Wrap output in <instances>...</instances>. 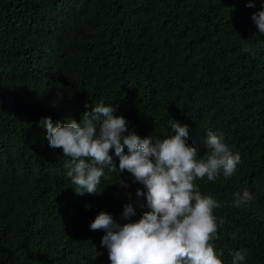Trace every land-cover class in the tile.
<instances>
[{
	"label": "trees",
	"instance_id": "1",
	"mask_svg": "<svg viewBox=\"0 0 264 264\" xmlns=\"http://www.w3.org/2000/svg\"><path fill=\"white\" fill-rule=\"evenodd\" d=\"M252 2L0 0V264H110L90 224L148 210L127 171L105 170L99 194L77 195L70 158L38 126L80 123L100 101L153 142L172 134L170 120L187 124L200 156L206 132L223 135L236 171L195 181L221 205L213 243L223 264L241 249L240 264H264V33L252 20L264 0ZM244 191L253 199L236 207Z\"/></svg>",
	"mask_w": 264,
	"mask_h": 264
},
{
	"label": "clouds",
	"instance_id": "2",
	"mask_svg": "<svg viewBox=\"0 0 264 264\" xmlns=\"http://www.w3.org/2000/svg\"><path fill=\"white\" fill-rule=\"evenodd\" d=\"M247 6H253L252 0ZM252 20L264 33V10L253 13ZM115 111L113 104L100 101L82 114L80 123L69 119L54 124L51 117L38 122L46 130L49 146L62 149L63 156L70 158L64 167L77 195L99 194L105 170L127 171L143 185L144 191L138 190L137 195L146 198L148 210L138 220L120 224L100 212L90 224L91 230L105 232L101 243L107 248L110 264H223V250L218 252L213 243L220 238L213 210L221 205L211 195H202L195 181L205 177L215 181L221 173L231 177L240 156L231 152L223 135L211 131L204 140L207 151L200 156L188 143L189 126L175 120L169 121L171 135L154 142L152 137L141 138L129 130L124 117L114 115ZM120 186L127 187L123 181ZM236 196V207L253 199L248 191ZM133 215L132 205L126 204L123 216L128 219ZM231 255V264H240L247 251Z\"/></svg>",
	"mask_w": 264,
	"mask_h": 264
}]
</instances>
